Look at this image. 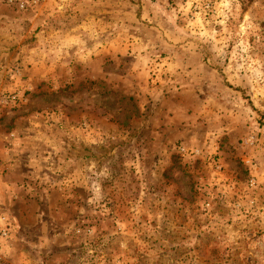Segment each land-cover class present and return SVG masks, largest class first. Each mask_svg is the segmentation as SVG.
Segmentation results:
<instances>
[{
	"label": "rangeland",
	"instance_id": "obj_1",
	"mask_svg": "<svg viewBox=\"0 0 264 264\" xmlns=\"http://www.w3.org/2000/svg\"><path fill=\"white\" fill-rule=\"evenodd\" d=\"M31 1L0 2V264H264V0H184L191 89L163 43L135 89L58 54Z\"/></svg>",
	"mask_w": 264,
	"mask_h": 264
},
{
	"label": "crops",
	"instance_id": "obj_2",
	"mask_svg": "<svg viewBox=\"0 0 264 264\" xmlns=\"http://www.w3.org/2000/svg\"><path fill=\"white\" fill-rule=\"evenodd\" d=\"M136 3L139 1L50 0V3L40 6L37 17L41 15L42 19L48 15L47 11H51L53 17L51 33L55 35L58 54L67 52L73 59L82 58L85 62L88 58L90 62L93 55L94 58L102 60L104 64L108 61V57L117 59L118 65L122 64L123 59L128 61L123 66L130 76V82L127 83L131 84L134 89L135 84H141L144 81L142 78L150 79L146 68L151 54L141 48L146 44H148L146 46L148 50L152 48L151 44L157 47V44L163 43V46L167 47L165 57L169 60L168 76L172 78L180 75L179 80L182 79L181 84L185 88L191 89L194 82L193 75L200 78V74L214 72L215 68L206 60L207 56H212L214 53L208 54L206 51L193 49L190 38L178 28L181 25L179 20L182 10L186 6L185 10L189 11V2L143 0L144 16L151 24L146 38L141 37L139 32L141 16L139 5ZM145 40L146 44H143ZM177 58L179 61L176 60ZM194 60H197L196 65H193ZM103 68L105 69V65ZM175 80L166 79L158 88H169L168 82L175 84ZM164 101L165 99L162 98L161 103Z\"/></svg>",
	"mask_w": 264,
	"mask_h": 264
},
{
	"label": "built area",
	"instance_id": "obj_3",
	"mask_svg": "<svg viewBox=\"0 0 264 264\" xmlns=\"http://www.w3.org/2000/svg\"><path fill=\"white\" fill-rule=\"evenodd\" d=\"M1 3L6 5L18 6L21 9L28 8L29 4H31V0H0ZM208 7V6H207Z\"/></svg>",
	"mask_w": 264,
	"mask_h": 264
}]
</instances>
